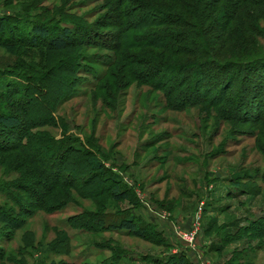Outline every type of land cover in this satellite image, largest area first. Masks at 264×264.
<instances>
[{"label": "rangeland", "instance_id": "1", "mask_svg": "<svg viewBox=\"0 0 264 264\" xmlns=\"http://www.w3.org/2000/svg\"><path fill=\"white\" fill-rule=\"evenodd\" d=\"M181 1L191 13L174 0H0V18L11 17L23 38L42 25L93 40L55 52L0 35V108L11 111L5 96L17 89L12 98H23L29 79L44 75L36 85L47 94L37 103L55 118L25 139L43 162L41 179L0 127V264H161L179 256L185 264H264V239L247 231L264 222V62L238 65L264 56V0ZM176 12L189 20L186 32L143 24ZM231 13L226 33L218 26ZM168 30L195 45L157 47L153 40ZM197 47L205 51L197 60L182 53ZM74 57L78 71L63 66ZM188 61L198 63L183 69ZM58 86L67 91L56 104ZM67 146L97 157L105 171L61 167ZM112 175L132 201L110 195ZM125 218L145 238L109 228ZM193 232L191 242L184 238Z\"/></svg>", "mask_w": 264, "mask_h": 264}, {"label": "trees", "instance_id": "2", "mask_svg": "<svg viewBox=\"0 0 264 264\" xmlns=\"http://www.w3.org/2000/svg\"><path fill=\"white\" fill-rule=\"evenodd\" d=\"M36 1V0H35ZM237 3H244V0H237ZM255 2V1H254ZM258 2V1H256ZM255 2V3H256ZM174 3H176L178 6H180L184 11V13L189 14L191 12H189L190 9H187L185 7V5L182 3L181 0H174ZM259 3V2H258ZM34 4V3H33ZM33 4H31L30 6H33ZM28 6L27 8L30 10L31 7ZM151 10V9H150ZM152 11V10H151ZM177 14V15H176ZM176 16L177 18H173L172 17L169 19V16H166V19H160L159 17H156L155 15L151 14L148 15L147 18H145L144 23L143 24H147L145 26H165L168 28H180V29H184L183 32H186L185 29L190 26L189 25V20L185 17H180V14L176 12ZM174 15V16H175ZM234 18V14L231 13L227 16V19L222 22L219 23V28L223 31L227 33V28L228 26L231 24V20H233ZM120 19L123 18H119L117 19V22H120ZM12 19L11 17H5V18H0V35H2L4 37V35L6 34L8 37L7 41H12L13 43L18 42L19 44H28L29 47H38L40 48V44L44 43L46 46H42V47H47L50 50H53L55 52H68L69 50H71L72 48H76V47H88L91 42L93 40H91V37H85L83 40H81L80 37L76 36V33L74 32V30L71 27H64L63 29H59L57 31V33L55 32H51V30L46 27V26H42V25H35L32 27L31 30V37L28 38H23L21 35H18V27L14 28L13 24L14 22H11ZM230 21V22H229ZM117 26V25H116ZM126 27V23H121L118 25V28H125ZM131 28L126 27L125 31L130 30ZM125 34V33H124ZM188 34H193L191 33L190 27L188 28ZM185 35V34H184ZM185 36L184 38H179V35L176 33H172L171 31L168 30V32L165 34H162L160 36H156L155 39L153 40L154 44L158 45L164 43L163 47L164 48H169L168 51L170 50V46L166 45L165 42H172L175 40H179L180 42L185 41L187 44H194V42L190 39L191 36ZM195 35V34H193ZM18 36V37H17ZM125 37V36H124ZM16 38V39H15ZM10 43V44H13ZM15 43V44H18ZM175 43H177L175 41ZM21 44V45H22ZM195 45V44H194ZM159 46V47H161ZM177 46V45H175ZM44 49V48H43ZM198 47L195 48L194 50L196 51H182L183 54H185V56L190 57H194V60H197L198 57H201L204 55L205 51L203 49L202 52H199ZM181 53V52H180ZM182 54V55H183ZM74 57L71 58L72 60L70 61V64H67L66 62L63 63L65 65H63L65 68L69 69V70H76L78 71L80 69V66L78 64L79 61V57L78 59ZM77 60V61H76ZM244 61H240L238 62L239 66H244L245 64H252L253 62L256 61H262V63L264 62V56H258L253 58V60L250 59H243ZM248 60V61H247ZM197 64L198 61H193V62H187L184 63V65H182V68H186L188 67L190 64ZM191 64V65H192ZM255 64V63H254ZM253 64V65H254ZM227 67L226 65L223 66ZM175 68H178L177 65H174L172 67H168L167 71H171L174 70ZM247 69V68H246ZM199 73V72H198ZM195 77V78H194ZM230 77V75L228 76V78ZM45 76L41 75L40 77L36 78L34 77V79H29V81L32 80L33 83L31 86L27 85L25 87L24 91V96L23 98L20 99H13L12 97L18 96L20 93L17 91L14 92H9V94H7L5 96L4 101L8 102L9 104V108H11V111L8 112H3V109L0 108V127H3L5 130L9 131L10 133V138H17L18 139V143H16L14 148H10V150H16L19 151L21 153V162H27V164L30 166V170L32 173V175L35 173L36 177L38 179H41V176L44 174V172L42 170L45 171V167H43V162L39 161V159L35 156H32L27 150V146H26V142L25 139H29L33 136L32 133V129L38 127L37 124H51L53 123V121H55V118L53 117V107L50 108L51 111V115H47V110L45 109V107H43L44 103L42 101H40L41 103H43L42 105L40 103H37L38 101V97L37 95L39 94V92H41V90L39 89L41 85H36V83L41 82L40 80L44 81ZM199 77H197L196 74H194L193 76V81L195 80V83L197 82L198 85L197 86H203L204 84L203 82V78L202 79H198ZM226 78V77H225ZM198 79V81H197ZM225 82H227L226 84H230L232 82V79L229 80L224 79ZM168 79L165 78L164 82L161 81V83L158 84L160 90H163V88H165V82H167ZM185 82V81H184ZM184 82L182 84H184ZM39 84V83H38ZM41 84V83H40ZM177 84V83H176ZM189 86V85H188ZM187 86V88H188ZM222 88V87H221ZM228 90V89H226ZM34 91V92H33ZM60 91V86L57 87V95L55 96V99L53 100L52 97V102H55L56 104L60 103L66 96L61 95V93H65L67 90L65 89ZM222 92H220L221 94H223L225 92V89L221 90ZM33 94V99L31 97L30 94ZM43 93V95L47 94L44 93L43 91L41 92ZM59 94V95H58ZM175 91L172 89V87L168 88V90H165V95H166V99L168 100L169 105L171 106V104L173 105L172 107L175 106V104H173L172 101V96H175ZM220 94V95H221ZM49 98H51L48 95ZM9 101H12L11 104ZM209 101V100H208ZM214 102L215 105L218 104V102L216 101L215 98H213L212 100ZM54 104V105H56ZM177 106V105H176ZM178 107V106H177ZM176 108V107H174ZM55 109V107H54ZM28 111V112H27ZM49 111V112H50ZM42 126V125H41ZM66 152L60 155V164L61 167L63 168H69L70 166H72L75 163H80L85 165L87 164V166H90L93 168V170L95 171H99V173L101 174L103 171H105L104 166L102 163H100V161L98 160L97 157L93 156L92 154L85 152L84 150H80L78 148L75 147H66ZM1 151L5 150L4 147L1 145L0 146ZM41 169V170H40ZM40 171V172H39ZM42 172V173H41ZM42 174V175H40ZM44 179H48L47 176H44ZM110 180L112 181V187L109 188V192L110 195H112V197L115 200H125V201H132V196L131 193L128 190H124L122 188H120V183H121V178L118 175H112ZM37 182V181H35ZM36 184V183H35ZM54 186V184L52 185V187ZM62 186V185H61ZM60 189V185H56L53 189ZM252 188V187H250ZM248 188L247 191L248 192H252V189ZM24 188H21V190H23ZM98 192V191H97ZM95 193V190H92V195L95 194H104V192L107 191H103L102 192H98ZM51 192H48V194H50ZM45 193H41L40 196L44 195ZM47 195V194H45ZM44 195V196H45ZM34 196V200H36V194L33 195ZM95 197V195H94ZM109 228L114 231V232H127V233H131L134 234L137 237H141V238H145V232L142 229H138L137 224L135 223V221L133 219H122L119 221H111L109 223ZM247 231L250 233L251 235L255 236L256 238H260V239H264V222H260V223H254L253 225H251L250 229L248 228ZM186 263V258L179 256L176 258H170V260L166 261V262H161V264H185Z\"/></svg>", "mask_w": 264, "mask_h": 264}, {"label": "built area", "instance_id": "3", "mask_svg": "<svg viewBox=\"0 0 264 264\" xmlns=\"http://www.w3.org/2000/svg\"><path fill=\"white\" fill-rule=\"evenodd\" d=\"M196 233H189V234H183L184 238L188 241H192L194 239V236H195Z\"/></svg>", "mask_w": 264, "mask_h": 264}]
</instances>
